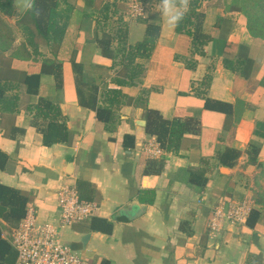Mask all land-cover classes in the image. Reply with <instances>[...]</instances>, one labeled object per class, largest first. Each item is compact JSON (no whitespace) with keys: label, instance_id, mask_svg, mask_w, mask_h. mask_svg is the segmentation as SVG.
<instances>
[{"label":"crops","instance_id":"1","mask_svg":"<svg viewBox=\"0 0 264 264\" xmlns=\"http://www.w3.org/2000/svg\"><path fill=\"white\" fill-rule=\"evenodd\" d=\"M72 1L60 46L38 37L41 55L0 56L1 86L11 102L8 109L0 104V185L25 192L36 221L51 223L58 190L89 183L94 216L113 220L112 232L89 230V220L62 232L88 264H264V206L255 202L264 192V46L244 16L225 10L224 0H204L207 37L198 40L168 25L161 2L147 8L145 22L126 17L129 44L143 38L146 23L158 27V37L139 81L118 86L111 59L96 43L106 27L95 25L94 10L108 0L86 10L83 0ZM39 72L36 85L23 81ZM89 85L97 86V104L104 88L129 98L144 94L145 102L114 106L104 122L79 103L77 88L87 97ZM146 109L185 124L176 151L146 132ZM153 138L163 150L158 158L144 150ZM243 199L258 211L254 224L210 234L214 205ZM19 221L0 205L3 238Z\"/></svg>","mask_w":264,"mask_h":264},{"label":"trees","instance_id":"2","mask_svg":"<svg viewBox=\"0 0 264 264\" xmlns=\"http://www.w3.org/2000/svg\"><path fill=\"white\" fill-rule=\"evenodd\" d=\"M84 9H91L94 0H83ZM130 1L143 4L145 11L152 4L161 2V0H108L99 7L96 12L95 25L105 28L100 38L96 39L102 54L111 59L110 68L114 69V82L118 86L134 85L143 75L144 62L149 59L151 52L155 47L158 37V27L146 23V29L143 38L133 44L127 41V27L130 18L126 16L125 11L119 13L120 3L128 4ZM184 16L175 27L177 33L187 34L193 39H203L207 35L203 32L204 13L201 10L204 0H173ZM13 0H0V56L5 52L11 53V56L28 59L41 55L37 38H41L50 47H58L62 43L71 13L75 9V3L72 0H32L24 13L15 19V28L10 25L6 18H13L15 15ZM225 10L237 11L241 13L246 21V28L249 34L262 41L264 46V0H224ZM90 16L91 13H85ZM125 16L128 18L126 20ZM145 22L142 16L133 18ZM20 34L21 40L17 43V34ZM29 47V49H28ZM73 67L76 73H80V65L74 61ZM223 64L229 69L235 70L229 60H224ZM190 66V65H189ZM193 66V64H191ZM237 68V67H236ZM44 71V65L42 66ZM39 73L25 74L23 81L29 86L38 83ZM209 78L207 75L203 81L205 83ZM0 78V104L8 109L7 101L11 103L5 95L1 86ZM31 90V89H29ZM88 95L81 88H77L79 103L83 106L95 109L96 116L100 120L107 122L113 112L112 109L119 108L124 103H133L135 105L144 104L143 96L135 98L126 97L120 89L104 88L100 93L101 104H97V86H87ZM147 122L146 132L155 134L161 145L167 150L176 151L179 141L185 131L183 122L172 120H163L157 112L146 109ZM128 138V137H127ZM76 190L80 199L93 201V189L89 183L78 180ZM148 195V202L152 201V194ZM255 202L264 206V192L259 193ZM28 204V196L19 189L9 188L0 185V205L6 208L10 217L21 219L25 214V208ZM258 217V211L251 210L247 219L251 226ZM251 218V220H250ZM88 229L95 232L110 234L113 230V220L99 216H92L89 219ZM16 252L6 238L2 237V226L0 225V264H14ZM100 264H112L108 260H102Z\"/></svg>","mask_w":264,"mask_h":264},{"label":"built area","instance_id":"3","mask_svg":"<svg viewBox=\"0 0 264 264\" xmlns=\"http://www.w3.org/2000/svg\"><path fill=\"white\" fill-rule=\"evenodd\" d=\"M126 16L133 19L145 13V6L130 1ZM149 157L163 155L160 144L153 138L144 147ZM56 222L38 223L37 210L28 203L18 226L6 238L16 252L15 264H88L81 254L67 244L62 232L71 225L89 220L98 210L96 203L79 198L76 187L69 185L57 192ZM251 212L248 199L219 202L211 210L207 227L210 234L220 233L227 224H245Z\"/></svg>","mask_w":264,"mask_h":264},{"label":"clouds","instance_id":"4","mask_svg":"<svg viewBox=\"0 0 264 264\" xmlns=\"http://www.w3.org/2000/svg\"><path fill=\"white\" fill-rule=\"evenodd\" d=\"M161 13L170 27H176L184 16V12L176 8L172 0H161Z\"/></svg>","mask_w":264,"mask_h":264},{"label":"water","instance_id":"5","mask_svg":"<svg viewBox=\"0 0 264 264\" xmlns=\"http://www.w3.org/2000/svg\"><path fill=\"white\" fill-rule=\"evenodd\" d=\"M32 0H13L12 5L15 12L14 17H20L27 9Z\"/></svg>","mask_w":264,"mask_h":264},{"label":"rangeland","instance_id":"6","mask_svg":"<svg viewBox=\"0 0 264 264\" xmlns=\"http://www.w3.org/2000/svg\"><path fill=\"white\" fill-rule=\"evenodd\" d=\"M126 5V10H127V7H128V5L127 4H125ZM125 18H126V16H125ZM15 17H11V18H6L5 17V20L10 24V25H12L14 28H15V30H16V27H15ZM17 31V30H16ZM39 39H41V38H39Z\"/></svg>","mask_w":264,"mask_h":264}]
</instances>
